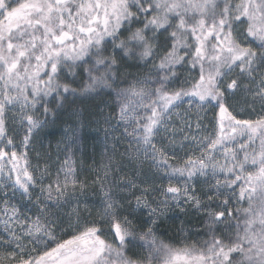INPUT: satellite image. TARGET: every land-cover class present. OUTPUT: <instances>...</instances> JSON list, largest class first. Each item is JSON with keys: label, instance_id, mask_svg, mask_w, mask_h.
Returning a JSON list of instances; mask_svg holds the SVG:
<instances>
[{"label": "snow or ice", "instance_id": "6c2138e0", "mask_svg": "<svg viewBox=\"0 0 264 264\" xmlns=\"http://www.w3.org/2000/svg\"><path fill=\"white\" fill-rule=\"evenodd\" d=\"M100 95L136 145L125 155L136 172L150 159L154 179H127L106 156L92 181L103 223L57 239L59 211L77 201L78 217L89 187L73 157L92 121L77 101ZM181 109L197 128L213 113L210 135L179 138L198 148L183 156ZM63 113L53 178L51 158L41 168L30 153ZM182 202L205 213L200 247L157 235ZM0 204V264H264V0H0Z\"/></svg>", "mask_w": 264, "mask_h": 264}, {"label": "trees", "instance_id": "16d2710c", "mask_svg": "<svg viewBox=\"0 0 264 264\" xmlns=\"http://www.w3.org/2000/svg\"><path fill=\"white\" fill-rule=\"evenodd\" d=\"M77 83H81V81H77ZM77 85H73L76 87ZM109 98L105 95L97 96L95 99L88 97V98H81L80 101H77V104L83 113V115L92 121V126L87 128L83 132L84 136V159L88 162V165H97V150L100 148L98 145L99 139L101 137L102 129H107L110 136L114 131L111 130L112 127V120L108 123H105V117H108L109 110L113 109V106L108 107L107 103H105ZM111 107V108H110ZM247 111L246 108H241L240 112ZM207 112V111H206ZM70 113H63L60 117L58 122L55 125H49L47 128L43 129L39 133V138L36 142V147L39 149V152L42 154H46L47 150L45 145H49V150H53L56 145L60 142L63 137V132L65 127L70 123L69 120ZM112 117V115H111ZM51 118V117H50ZM206 122L209 123V127L212 128L210 121L213 119V113L209 109L208 113L200 118V120L204 119ZM41 119L43 117L41 116ZM179 123L180 121L176 122L175 124ZM109 124L111 127H109ZM108 125V126H107ZM15 127V126H14ZM117 135L116 133L114 134ZM40 141V142H39ZM116 144V155L115 160L121 163L123 170L128 175L134 176L136 182L139 184L140 181L151 182L153 177L154 170L146 165L142 166L139 172H136V163H129L125 160L123 161V156L126 152V143L123 142V139L118 137L115 141ZM189 150H186L187 153ZM55 159L51 161L54 162ZM95 160V161H93ZM51 161H48L52 164ZM170 162H173L170 160ZM86 166L87 169L89 166ZM94 170V168H90L89 172ZM84 171V170H83ZM86 171V170H85ZM134 172L136 173L134 175ZM88 181L90 182L91 176L89 175L88 171L85 172ZM122 175V174H121ZM210 189V185L201 186L198 185L196 188L197 195L200 196L203 203H208L206 196L203 193H207ZM88 190H92L88 187ZM183 203V202H182ZM213 208L215 210V204L219 203V201H213ZM95 216V213H93ZM205 213L199 212L191 203H183L182 208L175 207L166 210L165 214L160 218L158 222L159 228L157 234L162 239L167 240H176L180 246L184 244L188 245H195L200 247L205 241L211 239L209 235H207V228L204 225Z\"/></svg>", "mask_w": 264, "mask_h": 264}, {"label": "rangeland", "instance_id": "374dc122", "mask_svg": "<svg viewBox=\"0 0 264 264\" xmlns=\"http://www.w3.org/2000/svg\"><path fill=\"white\" fill-rule=\"evenodd\" d=\"M105 103H107L108 107L113 106V109L109 110V113L107 116H111L112 115V127L111 130L114 131V133L109 134V132H107L106 135V131L107 129H102V133H101V137L99 139L98 145H99V149L97 150V165H88V162L84 159V149H85V143H84V139L81 143V149L79 152H76L73 159H75L77 161V172L80 176V179L85 181L88 185L89 188H91L92 190H88V188L86 189L87 191V195L86 196H80L79 197V209H78V217L73 213V209L76 207L77 201H73L72 204H70L69 206L61 209L59 211V215H60V220L57 221V228H56V237L57 239L60 238H69V234L70 233H74L77 232L78 230L82 229L83 227L89 226L91 223H96L97 225L102 224L103 221L100 219L98 213L100 211V199L101 196L98 192V185H93L92 181L93 179L97 176L98 174V170L100 168V166L105 162V157L109 156V157H113L115 160V155H116V144L115 141L118 139V137L120 136V138L123 139V142L126 143V150L128 152H133V150L135 149L136 145H131L130 146V140L131 137H128L127 134L124 132V128L121 126V124L119 123V118H118V108L117 105L114 103V97L109 98ZM111 108V107H110ZM185 108H187V106H185ZM181 113L185 114V115H190L191 119H192V126L191 127H187L185 126L183 128V130H178L176 132V136H177V141L178 143L175 145V151H177L179 153L180 156H183L186 152V150L191 149L190 151H188L187 153H192V152H198V148L197 146L194 144V142L191 139L185 140L183 141V144H187L189 145L188 148H184L182 146L181 143H179V138L181 136H195L197 140L201 139V137L203 136H208L212 133V128L209 127V123L206 122L205 118L200 120V128H197L195 126L196 123V112L193 111L191 113H185V109H181L180 110ZM207 111V112H206ZM209 110H204L203 112L200 113V117H204ZM246 114V111L244 110V112L241 113V115ZM179 120L174 117L173 121L170 123H176ZM177 126L179 125V123L176 124ZM108 126V125H107ZM15 128L17 130H19L21 128V125L19 124V122H17L15 124ZM117 134L116 136L114 134ZM16 133H13V135H15ZM20 135H23V132L20 131L19 132ZM84 137V136H83ZM62 139L60 140V142L58 143V145H56L55 147H53V150H49V145H45V148L47 150V153L44 155L41 152H39V149L36 147L35 145V151L30 153L31 159L33 164L35 165L37 162V152L41 154V158H40V167L43 168L44 165V160L48 159V157H50L51 159H48V161H51L52 159H55L54 162H52V164L50 162H48V164H50L52 166V173H53V178L55 175V169L58 167V165L60 163L63 162V160L65 159L66 156V152H65V143L61 142ZM40 142V141H39ZM129 162V163H133L135 161H130L128 156L124 154L123 156V161ZM95 161V160H93ZM175 162V161H173ZM136 163V162H135ZM89 166V168L87 169L86 166ZM150 166L151 167V160H144L143 162V166ZM94 168V170L92 169L91 172H89L90 168ZM84 170V171H83ZM88 171L89 175L91 176V181L89 182L86 176V171ZM154 170V169H153ZM127 179H135L134 176L128 175L126 177ZM47 179V178H46ZM19 198H14L12 201H10V203L13 204H17V207H19L20 205L17 203V200ZM84 201H87V208H85V203ZM183 204V203H182ZM3 207V204H0V208ZM34 210V209H33ZM93 213H95V216H93ZM105 230H107L105 228ZM4 223H3V217L2 215H0V236L4 235ZM158 235V234H157ZM158 237L160 239H162L159 235ZM165 243H169L172 244L173 246L179 247L180 244H178V242L176 240H167V239H162Z\"/></svg>", "mask_w": 264, "mask_h": 264}]
</instances>
